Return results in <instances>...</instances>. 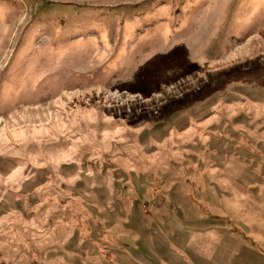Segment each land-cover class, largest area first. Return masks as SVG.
Segmentation results:
<instances>
[{
  "label": "rangeland",
  "instance_id": "374dc122",
  "mask_svg": "<svg viewBox=\"0 0 264 264\" xmlns=\"http://www.w3.org/2000/svg\"><path fill=\"white\" fill-rule=\"evenodd\" d=\"M263 254L264 0H0V264Z\"/></svg>",
  "mask_w": 264,
  "mask_h": 264
},
{
  "label": "crops",
  "instance_id": "0c3cea01",
  "mask_svg": "<svg viewBox=\"0 0 264 264\" xmlns=\"http://www.w3.org/2000/svg\"><path fill=\"white\" fill-rule=\"evenodd\" d=\"M257 252H258V250H257ZM258 254H261L260 252H258ZM262 257H264V254L263 255H261Z\"/></svg>",
  "mask_w": 264,
  "mask_h": 264
}]
</instances>
